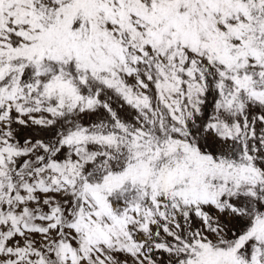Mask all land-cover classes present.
Listing matches in <instances>:
<instances>
[{"label":"snow or ice","instance_id":"6c2138e0","mask_svg":"<svg viewBox=\"0 0 264 264\" xmlns=\"http://www.w3.org/2000/svg\"><path fill=\"white\" fill-rule=\"evenodd\" d=\"M0 264H264V0H0Z\"/></svg>","mask_w":264,"mask_h":264}]
</instances>
